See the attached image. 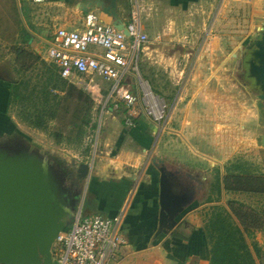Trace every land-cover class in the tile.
Masks as SVG:
<instances>
[{"label":"rangeland","instance_id":"374dc122","mask_svg":"<svg viewBox=\"0 0 264 264\" xmlns=\"http://www.w3.org/2000/svg\"><path fill=\"white\" fill-rule=\"evenodd\" d=\"M28 3V0H0V82L5 83L10 92L13 85L19 86V96L7 107V124L4 123V127L0 129V141L16 145L26 143L38 149L50 147L45 154L56 163L65 179V185L81 192L76 214L86 207L91 189L85 179L78 178L72 162L85 160V156H81V150L90 158H96L104 151V146L100 144L107 137L102 124L103 117L95 110L90 98L78 86L63 81L55 66L46 60L49 46L45 41L41 42L38 35L39 31L49 30V26L41 25L42 21L45 23L41 13L32 16ZM150 4L152 7V2ZM154 5L153 8L146 6L143 11V23L149 35V43L141 53L139 74L126 75L124 82L131 84L134 93L142 92L140 87L144 84L150 97L159 99L164 106V116L158 121L145 112L158 124L161 132H165L160 153L166 157V165L170 171L172 169L179 176L182 189L194 190L196 202L193 207L199 213L203 225L207 224L214 207H223L231 213L237 224L243 221L250 227L252 236L247 237V242L250 248L255 243L264 257V192H227L221 182L222 176L224 181L229 175L264 177V147L257 146L256 142V138L264 134V127L258 123L257 92L251 88L247 70L242 65L247 55L246 47L251 41V20L244 18L241 10L239 17L243 21L238 38L235 39V49L240 50V84L225 88L205 87L207 98L216 103L215 109L212 116L198 119L197 125L203 124L206 131L203 130L202 135L192 138L196 147L190 154L189 149H180L184 134L178 128L179 122L171 119L174 104H177L175 98L183 95L185 85L181 81L175 84L171 78L174 73L170 70H158L153 64L157 52H154V56L152 52L154 49L195 48L201 44V37L195 42L183 32L182 25L185 21L182 15L189 11L181 9H178L177 14L181 15L177 30L169 34L174 24L168 19L173 16V12H169L167 6ZM209 9V6L204 8V13L199 8L196 9V20H203L205 11ZM53 10L58 13L59 8ZM54 11L51 12L52 16ZM214 11L205 22L209 32L216 26L217 14ZM56 13L54 16H57ZM65 13V9L63 12L59 11L58 16L66 17ZM228 29L234 28L231 26ZM25 30L34 33L29 44L24 41ZM218 32L215 30L209 33L214 38L209 49L218 48ZM227 44L229 45V41ZM228 49L233 48L229 45ZM243 52L246 53L243 55ZM180 70L176 72V78L182 79L185 73ZM3 89L2 102L6 94L5 87ZM184 104L182 101L181 106ZM181 114V111L178 112L179 116ZM217 161L221 164L218 165ZM239 186L251 189V182ZM252 186L258 191H264V182L252 183ZM73 218L67 228L72 225ZM181 220L180 217L177 221ZM252 252L257 257L253 248ZM256 259L261 264L260 259Z\"/></svg>","mask_w":264,"mask_h":264},{"label":"crops","instance_id":"0c3cea01","mask_svg":"<svg viewBox=\"0 0 264 264\" xmlns=\"http://www.w3.org/2000/svg\"><path fill=\"white\" fill-rule=\"evenodd\" d=\"M51 1L52 9L59 8L58 13L65 9L66 17L58 16V13L53 10V16L51 15L48 21L49 30L39 31V39L41 42L45 41L44 43L48 46L52 39L54 26L59 25L68 29L79 28L82 26L85 15L75 8L76 0ZM141 1L145 9L146 6L151 7L150 3L152 2L151 8L157 4L158 7L167 6L169 12H173V16L168 19L174 24L173 30L169 31V34L176 32L177 22L180 23L181 15H177L178 9L189 11L182 15L185 21L182 30L191 37L192 41L197 42L201 37V44L195 48L154 49L152 52V56L157 52L153 60L157 69L170 70L174 73V77H171L173 82L176 84L181 81L185 85L183 95L175 98L177 104H174L171 119L179 122L178 128L184 134V142L180 145V149H189L192 154V149L196 147L192 138L195 139L196 135H202L203 130L206 131L203 124L197 125L198 119L212 116L216 104L207 98L205 87L239 86L240 50L235 49L237 47L235 39L238 38L243 21L239 16L243 10V17L251 20V40L257 38L260 33H264L263 0ZM208 6L210 9L205 11L203 20L197 21L195 10L199 8L204 13V8L207 9ZM130 10V1L118 0V13L125 23L129 19ZM213 10L217 14L216 26L209 32L205 22ZM53 11L51 10V12ZM93 12L97 13L103 22L111 23V18L101 11ZM55 13L57 16H54ZM231 26L234 29H228ZM215 30L219 31V34H215L219 40L218 48L209 49L211 40L214 39L209 33ZM258 30L261 32L258 33ZM227 41L233 49H228ZM245 53L243 52V55ZM46 60H48L47 56ZM179 69L183 71V74L185 73V77L183 75L182 79L181 77L176 78V72ZM95 79L104 89H108L109 85L101 78L95 77ZM125 85L140 102V92L134 93L131 84L126 83ZM4 87L6 94L4 102H2L1 92L4 91ZM9 96V87L0 82V129L4 127V123L7 124L5 113L9 106ZM182 101L185 103L183 106H181ZM180 111L181 116L178 115ZM129 112L134 123L132 126H127L125 122ZM102 124L104 134L107 135L100 143L104 146V151L96 158H90L81 150V156H85V160H79V162L91 166L90 174L86 179L91 193L88 192L87 205L83 207V211L87 215L112 218L124 210L125 219L121 229L125 239V245L121 250L123 264H211L212 242L207 236L199 213H196V209L193 207L196 198H193L179 216L182 220L173 230L156 236L160 214V171L154 160L159 158L164 161L170 171L167 166L168 162L165 160L166 157L160 153L165 132H161L158 124L146 114L145 109L139 103L129 108L125 103H122L118 113H108L103 116ZM43 148L45 152L50 149L46 146ZM217 162L218 165L221 164L219 161ZM171 171L173 170L171 169ZM176 177L180 183L177 174ZM221 182H223V176ZM178 189L180 191L181 186ZM183 214L185 215L183 216ZM254 258L258 264L257 257Z\"/></svg>","mask_w":264,"mask_h":264},{"label":"water","instance_id":"95a60500","mask_svg":"<svg viewBox=\"0 0 264 264\" xmlns=\"http://www.w3.org/2000/svg\"><path fill=\"white\" fill-rule=\"evenodd\" d=\"M82 13L101 11L111 25L129 36L118 13V0H76ZM244 66L257 92L258 123L264 127V33L246 47ZM264 147V134L256 138ZM160 171V214L156 236L169 233L194 198V190L179 191L176 174L157 158ZM78 178L87 179L91 166L74 160ZM81 192L65 185L54 160L43 149L0 141V264H54L53 247L74 217Z\"/></svg>","mask_w":264,"mask_h":264},{"label":"built area","instance_id":"2783aa9c","mask_svg":"<svg viewBox=\"0 0 264 264\" xmlns=\"http://www.w3.org/2000/svg\"><path fill=\"white\" fill-rule=\"evenodd\" d=\"M32 16L41 13V25H48L51 18V0H28ZM131 10L125 23L129 36L105 23L95 12L84 15L82 26L68 29L54 26L49 43L48 61L58 70L60 77L78 86L95 105L103 117L108 113H118L121 104L134 107L139 103L155 121L164 116V106L153 99L145 87L140 88V102L125 85L128 74H139L141 53L149 43V35L143 23L141 0H130ZM264 7V0H263ZM101 78L109 85L104 89L96 81ZM127 126L133 120L129 112L125 119ZM125 212L121 210L114 217L87 215L79 210L70 228L60 232L54 247V264H123L121 250L125 239L121 229Z\"/></svg>","mask_w":264,"mask_h":264},{"label":"trees","instance_id":"16d2710c","mask_svg":"<svg viewBox=\"0 0 264 264\" xmlns=\"http://www.w3.org/2000/svg\"><path fill=\"white\" fill-rule=\"evenodd\" d=\"M23 34L25 43L29 44L33 39V35L27 30ZM55 70L58 73L56 67ZM18 90L19 86L16 84L13 85L9 96V104L14 98L19 96ZM82 93L86 95L85 92L82 91ZM246 182H251V189L239 186ZM258 182L263 183L264 177L261 178L254 175H229L224 178L223 184L227 192L263 193V190L258 191L252 186V183ZM205 231L209 240L212 242L211 264H256L252 248L257 258L260 259L261 264H264V257H262L257 245L253 243L250 248L247 242V237L252 236L250 227L243 221L237 224L231 213L223 207H214L213 213L205 225Z\"/></svg>","mask_w":264,"mask_h":264},{"label":"flooded vegetation","instance_id":"af4514ba","mask_svg":"<svg viewBox=\"0 0 264 264\" xmlns=\"http://www.w3.org/2000/svg\"><path fill=\"white\" fill-rule=\"evenodd\" d=\"M177 186H178V188H180V186H181V184H180V183H178V177H177ZM185 190H188V188H187V189H185ZM180 191L184 192V191H183V189H182V187H181V190H180Z\"/></svg>","mask_w":264,"mask_h":264}]
</instances>
